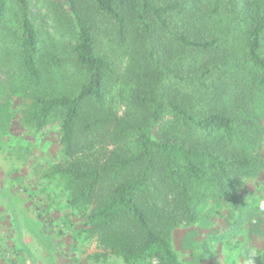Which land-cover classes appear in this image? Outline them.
Returning a JSON list of instances; mask_svg holds the SVG:
<instances>
[{
  "label": "trees",
  "instance_id": "1",
  "mask_svg": "<svg viewBox=\"0 0 264 264\" xmlns=\"http://www.w3.org/2000/svg\"><path fill=\"white\" fill-rule=\"evenodd\" d=\"M55 2L63 13L54 31L72 46L80 80L36 96L30 121L42 129L52 115L61 118L60 172L70 204L86 210L84 233L124 264H182L171 232L195 223L207 199L264 233V218L239 197L243 176L264 167L253 148L256 136L264 145V126L251 121L259 114L248 105L264 87V0ZM102 17L126 59L122 74L101 48ZM44 41L29 0H0V69L15 66L41 86L60 65L54 55L44 65ZM225 93L240 108L224 103ZM115 95L121 116L109 108ZM102 139L113 147L92 162Z\"/></svg>",
  "mask_w": 264,
  "mask_h": 264
},
{
  "label": "rangeland",
  "instance_id": "2",
  "mask_svg": "<svg viewBox=\"0 0 264 264\" xmlns=\"http://www.w3.org/2000/svg\"><path fill=\"white\" fill-rule=\"evenodd\" d=\"M55 1L59 0H29L32 18L44 33V65L50 63L51 55L60 63L53 67L51 78L35 87L15 66L0 69V253L4 255L7 243L14 254L8 264H124L121 256L103 249L84 233L86 210L69 202L68 179L60 172L67 163L59 142L60 116L52 115L42 129L30 121L29 110L34 109L36 96L73 90L80 80L71 63L72 46L54 31L61 26L58 19L63 13L57 11ZM102 18L96 21L98 35L107 37L102 38L101 48L115 60L122 74L126 59L115 43L113 24ZM117 86L111 94L117 92ZM229 93L223 96L224 103L240 108V102L232 101ZM115 99L110 100L109 108L121 116L124 103L117 95ZM215 104L221 105V101ZM248 105L259 114L251 121L264 126V87ZM258 139L256 136L253 148L261 149L264 156V145L258 144ZM112 147L102 139L93 148L91 161ZM242 183L244 199L238 192L242 205L249 207L251 216L258 212L264 218V167L243 176ZM225 205L224 201H202L195 223L180 224L172 230L174 250L182 264H262L264 233L252 220L240 222L241 214ZM145 264L160 263L152 259Z\"/></svg>",
  "mask_w": 264,
  "mask_h": 264
},
{
  "label": "crops",
  "instance_id": "3",
  "mask_svg": "<svg viewBox=\"0 0 264 264\" xmlns=\"http://www.w3.org/2000/svg\"><path fill=\"white\" fill-rule=\"evenodd\" d=\"M7 247L5 246V252L4 255L0 253V264H5L8 262H10V260H12L14 258V254L13 252L10 250V247H8L9 245L6 243ZM15 253V252H14Z\"/></svg>",
  "mask_w": 264,
  "mask_h": 264
}]
</instances>
